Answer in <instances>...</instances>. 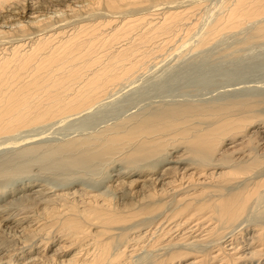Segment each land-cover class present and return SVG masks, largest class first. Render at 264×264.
Wrapping results in <instances>:
<instances>
[{"label":"rangeland","instance_id":"rangeland-1","mask_svg":"<svg viewBox=\"0 0 264 264\" xmlns=\"http://www.w3.org/2000/svg\"><path fill=\"white\" fill-rule=\"evenodd\" d=\"M35 1L37 5H41L44 9H47V11L58 10V12L62 15L61 16L59 14L61 18L64 16L65 19H62L61 22H57L61 23L58 25L65 24V27L63 26V29L66 33L64 34L65 37H62L63 39H67L69 37V34L67 32L70 33V27H77V25L79 26V23L80 26L83 25L84 27H88L85 25H95V27L98 26V31H88L85 33L89 36L82 33L79 35V37L81 35H85V37L87 36L84 40L82 39L84 38V36L80 37L82 41H84L83 45H85L82 48L89 46V43L92 42L91 40L96 37L95 39L98 41L99 47L101 45V47L104 49L102 50L98 47L97 53L93 52L91 54L85 55L83 59H77L73 61V63H71L72 65L76 64L77 66H79L82 71L85 70L84 72L86 74H91L99 66V62H97L98 60L93 63H90L89 61L85 63L83 61L89 60L91 58L95 59L98 52H100L99 55L102 54V57L98 55L101 60L108 59L113 54L117 55L116 52L121 50L123 44L125 45V42L128 39L124 37L123 39L122 37H120L121 35L117 36V39L115 37L116 33L118 31V33H122L120 32V30H130L134 26L135 27L132 29L133 32L131 34L132 36L134 33V39L131 43L132 45L128 44L127 47H129L130 45L131 52L134 51L133 54L136 56H138L139 54L140 56L138 57L141 58L142 56L144 60L140 62L141 64L138 62L136 64L137 67L135 66V69H131L130 72L127 73V75H124L113 84L109 85V87H107L106 91L100 98L87 104L88 107L84 106L83 109H79L78 111L69 112L66 113V115H59V118L58 116H56V118L54 119L35 125L26 126V128H20L18 129L19 131L16 130L9 134H3V136L0 135V162L10 161V165L15 162V167L18 166L17 169H14L15 171H12V176H15V173L21 174L22 171L24 173L28 170L31 163L28 162V160L33 157L28 158L27 155V157L25 156L23 160L20 154H29V151L32 150H36L34 153H32V156L41 157L38 164H40L41 167L46 166L45 170L42 169V172H40L37 168L39 165L34 164L37 165V167L32 165L34 168L30 166V173L33 171L35 174V176H33L32 178H36L37 180H32L30 182L24 181L18 185L8 183L5 184L6 188L3 185H0V213H2L1 218L3 215H6L3 213L4 210H9L7 211V213L9 212L8 214L10 216L7 217L6 220H0V254L2 253L0 256V264H75L73 263L74 261H71L75 259V261H78V263H80L81 259H84L83 256H86L85 252L89 249V246L87 245L88 248H86L87 246H84L83 243L85 242V239L87 237L90 238L91 235L89 234V236H84V239L80 238V236H77L76 232L78 231V229L74 230L75 234L74 232L72 233L71 228L74 226L72 222L78 220L77 222L84 225L89 222H86V220L80 216H76V213L74 214L72 210H67L68 208H64L61 205L63 203H68L75 198L76 200H79L81 198V194L89 190L87 188H92L96 181L100 183V179L105 178L106 176L104 175L107 174V172L109 173V175H112L113 179L108 182L102 183L106 186L99 184V189H94L93 193H96L98 195L100 194L98 199H103V197L104 199H109H106V202L109 203L108 205L112 210L111 212L119 216L120 218H117L115 216L113 218V221H108L106 222V224H104V230H107L108 227L109 231L107 233H103L102 230H100L101 232L98 231L97 233H95L94 231H96V229L98 230L99 228L94 225L86 224L85 226L87 228V233L89 231L90 233H93L91 239L95 236V240L99 241V238L101 237V240H103L104 242L107 241L109 244L108 249L111 251V253L115 252L116 249L121 250L124 246H128L134 243L139 245L134 248L133 252L129 251V248H131L132 246H128L126 250L124 249L123 253H125V255H123L122 260L128 259L127 264H157V262L161 259L165 260H163V264H185V262L192 259L193 256L199 255L202 250H206L208 252V250H210V247L206 249V246L210 243L212 248L211 250L216 249L218 246L216 245V243L218 244V235L222 232L221 230H223V228H221L220 226H223V224H220V226H216V229L218 230L217 233H214L208 239L205 238L207 242L201 240L198 242L199 238H196L198 240L194 243L197 244L196 246H192L193 250H191L192 252L188 255H184L183 257H180L181 259L176 258L172 261L170 259H167V254H169L168 251H170V249L166 247L163 248L162 246L170 243L171 241L173 242L174 240H180V237L183 236V234H180L178 229L176 230L178 234L175 235V233L177 232L173 230L174 228L171 231L167 232L170 234H167L166 228L168 226H172L176 220L182 218L187 213L188 209L185 210L183 214L176 216L174 220L172 219L173 221H170L172 224H162L163 230H161V232L160 229H162V225L159 224L161 227L159 226L158 228L155 225L152 227V225L157 220L160 213H168L171 209L174 208V206H176V204L178 206V202L174 201L176 199L170 197L164 199H161L160 196L146 198L142 195L143 189L140 187L142 181L139 185L137 183L138 180L142 179L143 182L148 183L147 180H150L155 176L161 174L162 168L166 164L173 165L178 170L177 175H179V171L183 172V169L181 168L186 166L187 163L190 164L191 162H194L197 164V161L199 160L201 155H208V152L209 154H212L214 156H207L208 159L209 157H211L213 161L222 162V165L223 163L227 162L226 166L221 168L222 170L229 169V166L232 164L229 163L227 159H229L230 157L235 158L236 156H242V154H239L241 150L245 151V153L248 152L249 154H251L252 157L249 159V161H261L263 159V162L261 166H257V169L248 173V175L244 177H242L241 175H237L231 180H219L218 182L214 180L213 182H211L212 186H209L208 191H205L202 194L198 195L199 198L197 197L195 198V200H200L202 198H211L213 193L215 194V192V195H217L218 192V194L232 192L234 191V189H236V186L240 185L239 183H241L243 179L246 180L248 176L251 177L252 175H254L253 172L264 171V37L259 36L260 34L257 33L256 29L260 26L259 24L262 25V23H264V12L260 13L258 15L259 17L256 16L252 19L250 18L245 19V21L243 20L244 22L242 21L240 25L232 26L229 28H222L218 31L219 33L217 32L215 34H211V30L209 28L214 27L217 24L219 18H223V16L226 15L228 9L233 5L235 0H130L131 3H127L130 2L129 0H116L117 4L115 5V7L109 6L107 3L108 0H99L101 1L100 4L92 7V9H87V11H80V13L76 14L75 16H66L65 12L69 7L73 6V2L71 3L69 1H66L69 5L65 7L63 3H60L61 0H33L32 2L35 4ZM109 1L112 2L114 0ZM29 4L30 3H28L27 0L20 1L19 6L23 7V10L13 17H17L20 21L25 20L27 15L29 14ZM187 7L189 11L191 7H193L189 15V17L191 18L190 20H181L180 24L177 23V25L175 26L176 30L175 28H173L167 32L161 33L158 28H155L156 25L159 24L158 22H161L163 20L162 17L166 15L167 11L171 12L178 9L180 10V8L187 9ZM141 16L145 17V19L143 17V19L141 18L144 21H141L140 18L139 20H136L137 22L135 20L133 21V18H138ZM150 19L153 22L151 21L149 25H146L145 22L149 21ZM129 22L134 26H131L132 24H130ZM126 23L129 24H127L126 26ZM190 24L192 26H190ZM129 25L131 26V28H126L129 27ZM149 26L151 28L150 30H147L146 28ZM151 29L152 31H154L152 32ZM179 29L181 30L179 31ZM157 31H159L162 35L164 34L166 37L160 35ZM90 34H92L93 37H91ZM72 35L73 34H71L70 36ZM168 38L170 41L173 40L174 42H169ZM94 40L93 42H97L96 40ZM103 41H106L105 43L107 45L105 44L103 46ZM86 43L88 45H86ZM118 44L119 46L117 47ZM154 44L155 46H153ZM110 45L112 46V48L110 47ZM125 48L126 46H124V48L122 49ZM108 49H110V51ZM141 49L143 50V52ZM104 50L107 51L105 52ZM154 52L157 54H155ZM131 54L130 56L133 59L134 55ZM124 58L125 56H123V59ZM125 62L127 61L124 60L123 63ZM67 64L69 65V63ZM27 73H24L23 76L25 77ZM24 77H22V79ZM155 114H157L158 116H162L160 119H165L166 122L172 124L169 129V131L171 132L166 131L164 135L165 138L168 137V139H172H167L165 141L164 137L161 138L163 142L165 141L164 143L162 142V148H159V150L156 152L153 151L155 154L151 150H148L151 153L148 152L149 154H147V151H141L142 149H137L138 145L135 143L138 142L124 137V134L125 132H127L126 130H129L130 126L135 124L138 120H140V118H144L145 115L149 116ZM168 115H170V118L168 117ZM225 117L227 118V120H225ZM169 119L171 122L169 121ZM223 123L230 124L231 126L226 125L222 128L221 124ZM114 129L118 132L113 131ZM113 132L123 136L121 137V139L120 137L116 138V140H114L115 142H112V140L110 142L108 141L106 145L109 149H103L102 147H104V145L102 146V144H105L103 141L107 137H109L110 134L114 135ZM120 132L123 133L120 134ZM167 132H169L168 135ZM200 133H210L209 142L211 143V149H207L206 147H198L197 145H195L196 141H193L197 139V135H201ZM107 134L109 135L107 136ZM103 136L104 140H101L103 139ZM73 139H86L90 141L92 140L91 142H93L95 145L91 146L89 144V150H84L85 153L83 151L82 153L78 151L71 155L70 153L68 154V152H62L63 154H59L58 152H56L55 155L53 153H49L52 150H56V147L60 144L65 143L66 141H72ZM117 139L119 140L117 141ZM121 140H123L124 143ZM124 140L126 141V143ZM101 142L103 143L100 145ZM216 142L217 144H215ZM47 144L49 145V147L47 146ZM109 144L113 148L110 147ZM200 144L205 145L202 142H200ZM151 154L156 156H153L152 158ZM59 155L60 157L57 158ZM61 155L64 157H62ZM14 156H20L22 160H20L19 163H16V161L12 160V158H18ZM164 157H167L166 161H162L164 160ZM177 158H179L181 161ZM159 160L161 162H159ZM45 162L47 165H45ZM156 167L157 170L154 169ZM151 168L157 172H155V174H151L154 171ZM190 171L195 170L185 169L184 172L188 173ZM130 172L133 175H127V173ZM67 173H69L70 176L67 175ZM113 174L116 175L113 176ZM77 175L79 177H77ZM135 177H137L138 179L136 180V185L128 186L129 184L127 183V181L130 179H134ZM147 177L148 179H145ZM70 179H77L79 181L74 182L75 184H73L72 187H63L62 184H64L66 180ZM169 179L170 177L166 180ZM38 183H42L44 186L46 185L47 190L49 189L48 191L50 192L46 190L47 193H44L45 195L43 194V198L38 197L37 199V197H35V199L32 197V194H30V189L39 187L37 186ZM146 183L143 186H146ZM211 183L209 182L208 185H211ZM109 184H112V186L110 187ZM25 185L27 186L25 187ZM205 185H207V183L202 184V186ZM21 186L24 187L20 189L19 187ZM128 187H133V194L130 193L129 195L127 193ZM149 187L150 186H147L145 188ZM199 188L200 187H198L197 189ZM72 189L76 190L74 191ZM10 190H13L14 192H9ZM263 190L264 189H262V191L260 192L259 197L256 196L252 199L253 201L251 200V202L247 205L248 207H246L244 214L241 215V217L232 225L239 223L240 220L243 221V225H249L252 227L254 223V226L256 225V223H263ZM73 191H77L76 196L80 191H82L79 193L80 196L78 194L79 198H77L78 196L76 197L74 195L75 193ZM43 192H45V190H43ZM60 192L65 193L61 194L62 196L59 197L58 200L57 196L60 195H57L56 197L55 195L56 193L60 194ZM71 192H73V194ZM210 192L212 194H210ZM27 193L29 195V199L27 198L28 200L26 201L27 195H23ZM66 193L68 195H66ZM44 196L50 198H52L53 196L54 198L50 199V201H54H52L53 203H55L57 200L59 202L61 198V201H66L67 198L69 201L59 203L60 206L59 204L54 206L55 204H51V202H48L49 204L46 203L47 201ZM35 200H37L39 203L36 202L37 204H34L33 201ZM39 200L44 201L46 204H44V202H40ZM147 203L150 204V207L148 208L150 209L149 211H146V208L144 207V205ZM42 204H44L45 206ZM78 205L80 206L81 203H78ZM1 206H3L4 209ZM78 208L80 210L81 206ZM13 210L14 212L12 213ZM16 215L18 216V218ZM23 215H27L28 217L25 219H20L21 216L24 217ZM68 218H72L73 220L71 219V221ZM19 220L21 221L18 222ZM36 224L40 225L37 226ZM25 226L29 227L26 228ZM24 227L26 230L24 229ZM150 227H152V231L156 228L157 229L155 230V232L153 231L154 233H152L150 230L149 233L145 234L147 236L146 237L142 232H144L146 229L148 231V228ZM248 233L249 232H247L246 236L249 235ZM137 234H140V236L143 237H140L139 240H136V238L131 239ZM74 236H77L79 238V241L78 238H75ZM97 236H99L98 239ZM173 236L175 237L173 238ZM144 237L146 238L144 239ZM188 237L189 235L187 237L185 236L184 238ZM237 238L238 241L242 240V237L240 238L239 235L237 236ZM188 239L189 240L186 242L192 241L193 238L189 237ZM139 242L141 244H139ZM200 242L203 243V245ZM157 245H159L160 247ZM189 247H191V245ZM159 249L161 251H159ZM194 250H197V252L195 251L194 253ZM245 250L248 251L249 249ZM162 252L164 256L166 255V257H163ZM226 252L229 251L225 250V253L223 252L219 256L214 258H209V256H206V259L204 258V263L218 264L219 262H216L215 259H218V257L222 255L227 257ZM192 253L195 255H192ZM213 254H215V252L212 253V255ZM251 262H253V264H259V261H257V257H251ZM233 264H236V261H234Z\"/></svg>","mask_w":264,"mask_h":264},{"label":"bare ground","instance_id":"bare-ground-1","mask_svg":"<svg viewBox=\"0 0 264 264\" xmlns=\"http://www.w3.org/2000/svg\"><path fill=\"white\" fill-rule=\"evenodd\" d=\"M20 1H22V0H20ZM20 1L19 0H0V135H2V136H3V134L12 133V132H14L20 128H23V127L26 128V126L35 125V124H38L41 122H45V121L54 119V118H56V116H58V118H59V115H64V114L66 115V113L78 111L79 109H83L84 106L88 107L87 104H89V103L97 100L98 98H100L104 94V92L106 91L107 87H109V85L113 84L115 81H117L118 79H120L124 75H127V73L130 72L131 69H135L134 67L136 66V64L138 62L140 63V62H142V60H144L142 56H141L142 59L140 57H138V56H140L139 54H138V56H136L133 54L134 51L131 52V48H130L131 46L130 45H129V47H127L128 44H131L133 39H134L133 38L134 33L132 36H131V34L133 32L132 29L135 27L132 23L129 22L130 24H132L131 26H134L133 28H131V26L129 25V27H126V28H128V29L131 28L130 30H127V31L126 30L125 31L120 30V32H122V33H118L119 32L118 31L115 35L116 38H117V36L121 35L120 37H122V38L124 37V38L128 39V40H126L125 45L123 44V47L121 46L122 48H124V46H126V48L125 49L121 48V50L116 52L117 55L113 54L109 58L107 57L108 59H105V60H101V58L98 57L100 52H98L97 57L95 59L91 58L89 60H84L83 62H85V63L87 61H89L90 63H93L96 60H98L97 62H99V66L91 74L88 75L84 72L85 70L82 71L79 66H77L76 64L72 65L71 63H73V61H75L77 59H83L85 55L91 54L93 52L97 53L99 45H98V41L95 39L96 37L93 38V40L95 39L97 42H93V40H91L92 42L90 41L91 43H89V46H86L84 48H82L83 46H85V45H83L84 41H82V39L84 40L87 36H89L85 32H88V31L91 32L94 30L98 31V28H97L98 26L95 27V25L94 26L93 25H85L88 27H84L83 25L80 26V23H79V26L77 25V27H73V26L70 27V29H69V30H71L70 33L67 32L69 34L68 35L69 37L68 38L66 37L67 39H63L62 37L66 33L65 30L63 29V26L65 24L64 25H58L61 23H57V22H61L62 19H65V18H64V16L61 18L62 15L58 12V10L47 11V9H44L41 5H37L36 1L34 4L32 2L33 0H29V1L27 0V2L30 3L29 7H28L29 14L27 15V17L25 16L26 17L25 20L20 21L17 17L16 18L13 17L14 15H17V13H20V11L23 10V7L19 6ZM66 1L74 3L72 7H69L65 11L66 16L67 15L75 16L76 14L80 13V11H84V10L87 11V9L88 10L92 9V7L97 6V4H100V2H101L99 0H61L60 3H63L66 7L69 5ZM65 2H66V4H65ZM107 3L109 6L115 7V5L117 4V1L114 0L111 2L108 0ZM127 3H131V1L127 2ZM192 8L193 7H191V9ZM191 9L189 11L188 7H187V9H184V8L181 9L180 8V10L178 9V10H174L171 12L167 11L166 15H164L162 17L163 20L161 19L162 21L160 20L161 22H158L159 24L156 25L155 28L156 29L158 28L161 33L167 32V31L175 28L177 23L180 24L181 20H183V21H184V19L190 20L191 17H189V15L191 13ZM155 10H157V9H155ZM263 12H264V0H235L233 5L228 9L226 15L223 16V18L222 17L219 18V20L217 19L218 20L217 24L214 27L209 28L211 30L210 32H211V34H215L219 30H221L222 28H226V27L229 28L232 26L240 25L243 20L245 21V19H250V18L252 19L253 17L255 18L256 16H258L260 13H263ZM150 15H152V14H150ZM142 17L143 16L138 17V18L135 17V18H133V21L139 20V18L141 21H144L142 19L143 18L145 19V17H143V18ZM151 21L152 20L150 19L149 21L145 22L146 25H149L151 23ZM96 22H99V21H96ZM129 23H126V26ZM185 23H187V22H185ZM135 25H137V24H135ZM259 25L260 26L256 28L257 33L260 34L259 36L264 37V23H262V25L261 24H259ZM106 26H107V24H106ZM150 26L147 27L146 29L150 30V28H151ZM190 26H192V25L190 24ZM102 28H104V27H102ZM155 28H152V29H155ZM152 29H151V31H152ZM101 30H103V29H101ZM175 30H176V28H175ZM180 30L181 29H179V31ZM159 31H157V32H159ZM94 32H92V33H94ZM160 32H159V34L162 35ZM82 33L86 34L87 36L85 37V35H81L80 37L84 36V38L81 39L79 37V35ZM141 33H143V32H141ZM71 34H73V35L70 36ZM90 35H91V37H93L92 34H90ZM146 35H148V34H146ZM155 35H156V33H155ZM162 36H165V35L163 34ZM211 36H213V35H211ZM115 37H114V39H115ZM97 39H98V37H97ZM137 39H140V38H137ZM165 39H167V38H165ZM168 40H169V38H168ZM115 41H116V39H115ZM171 41H173V40H171ZM171 41L169 40V42H171ZM105 42L106 41L102 42L103 46L106 44ZM147 42H149V41H147ZM86 45H88V44L86 43ZM189 45H191V44H189ZM118 46H119V44L117 45V47ZM153 46H155V44ZM110 47L112 48L111 45H110ZM99 48H101L102 50L104 49L101 47V45ZM128 49H129V51H128ZM149 49H150V47H149ZM108 50L110 51V49H108ZM139 50H140V48H139ZM139 50H138V52H139ZM126 52H127V55H126ZM142 52H143V50H142ZM130 54L134 55L133 59L130 56ZM155 54H157V53H155ZM101 55H99V56H101ZM123 56H125L124 59H123ZM124 60L127 62L123 63ZM67 63H69L70 66ZM24 73H27V75L25 77L23 76ZM22 77H24V78L22 79ZM11 84H12V86H11ZM92 104H94V103H92ZM226 108H224V109H226ZM133 117H134V115H133ZM161 117L162 116H160V115L158 116L157 114H155V115H149V116L145 115V117L142 119L140 118V120L137 119L138 121L136 123L134 121L135 124L130 126L129 130H126L127 132H125L124 137H126L128 139L135 140L136 142H138V143H135L138 145L137 149H139V150L142 149L141 151H143V150L147 151V154L151 153L148 150H151L152 152L158 151L159 148H162L163 143L168 139V137L165 138L164 135H165L166 131H169L170 126L172 125V124L166 122L165 119H160ZM168 117L170 118V115H168ZM172 117H173V115H172ZM225 120H227V118ZM169 121H170V119H169ZM221 121H222V119H221ZM211 122H214V121H211ZM237 122H238V120H237ZM203 124H204V122H203ZM221 125H222V128H223V126H226V125L231 126L230 124H227V123H223ZM221 125H220V127H221ZM206 130H207V128H206ZM113 131H116V130L114 129ZM121 131H123V130H121ZM116 132H118V131H116ZM169 132H171V131H169ZM169 132H167V135ZM122 133L120 132V134H122ZM109 134H107V136ZM209 135H210V133L197 135L196 136L197 139H195L193 142L196 141L195 145H197L198 147H206L207 149H211V143L209 142L210 141ZM122 136L118 135L117 133H114V135L110 134L109 137H107L105 140H104V136H103V139H101V140H104L103 142L105 144H102L103 142H101L100 145L101 144H102V146L104 145V147H102V148L105 150H108L109 148L106 145L108 143V141L110 142L112 140V142H113L114 140H116V138L120 137V139H121ZM163 137L165 138L164 142H163V140H161V138H163ZM187 137H188V135H187ZM194 138H195V136H194ZM171 139L172 138H170L168 140H171ZM118 140L119 139H117V141ZM185 140H187V139H185ZM91 141L86 140V139H81V140L73 139L72 141H69V142L66 141L65 143L60 144L59 146L56 147V150H52L49 153H53L54 155L56 152H58L59 154H63L62 152H66V153L68 152V154L70 153V155L75 153V152H78V151H80L82 153V151L84 152V150H87V151L89 150V148H88L89 144L91 146L95 145ZM121 141L123 142V140H121ZM200 142L204 143L205 145H201ZM117 143H115V144H117ZM125 143H126V141H125ZM215 144H217V142ZM47 146L49 147L48 144H47ZM110 147H112V146L110 145ZM120 147H122V146H120ZM133 150H135V149H133ZM192 150H194V149H192ZM35 151L36 150L29 151V154L28 153L20 154V156L23 158V160H24L25 156L27 157V155H28V158H30V157H33V158H30L28 160V162H31L28 170L24 173L22 171L21 174H17L14 172L15 176H12V171L14 169H17L18 166L15 167L16 164L14 161H16V163H19V161L22 160V158L20 156H14L18 159L12 158V160H14L13 161L14 163L11 165H10V161H6V162L1 161L0 162V185H3L5 187V184H8V183H12L13 185L14 184L18 185L24 181L30 182L32 180H37L36 178L35 179L32 178L33 176H35V174L33 171H32L33 173L31 172L32 174L30 173V171H31L30 166L33 165V166L37 167V165H39L37 168L40 172H42V169L45 170L46 166H43L44 167L43 168V167H41L40 164H38L41 157L32 156V153H34ZM97 151H99V150H97ZM206 151H209V150H206ZM238 151H237V153H238ZM21 152H19V153H21ZM25 152H27V151H25ZM239 154H242V156H236L235 158L230 157L229 159H227L229 161V163H232L231 164L232 166L229 164L230 166H229V169H227V170L221 169V168L226 166L227 160L223 161L226 163H223V165H222V162H220V161L219 162L213 161L211 157H214V156L212 154H209V152H208V155H204V154H203V156L201 155V157L197 161L198 162L197 164L194 162L193 163L191 162L192 165H191V163L190 164L187 163L186 164L187 167L184 166L185 165L184 164L183 165L184 167L181 168V169H183V172L179 171L180 172L179 175H177L178 170L173 165L166 164L162 168L161 174L158 176H155V177L153 176L154 178H152V179L149 178L150 180H147L148 183L143 182V179L138 180L137 177L127 181V183L129 184L128 186L136 185L135 184V183H137L136 180H138V183H137L138 185L142 181L140 187L143 189L142 195L146 198H152V197L160 196L161 199H164V198L170 197V198L176 199L174 201L178 202V206L176 204V206H174V208L171 209L168 213L167 212L160 213L158 218L156 216L157 220L156 221L154 220L155 222L152 225V227L155 225L158 228L160 225H162L164 223L170 224L171 223L170 221L172 219L174 220V218L176 216L183 214V212L188 209L187 213L182 218L176 220L172 226H170V227L168 226L166 228L167 231L165 230L167 233L168 231H171L173 228H174L173 229L174 231L179 229V233L183 234V236L180 237V240H174L173 242L169 241L170 243L162 246L163 248L166 247V248L170 249V251H168L169 254H167V259H170L172 261L176 258H180V257H183L184 255H188L189 253L192 252L191 250H193L192 246H194V245L196 246V244H197V243H194L198 240L196 238H199L198 242L200 240L206 241L205 238L208 239V238H210L211 235H213L214 233H217L218 230L216 229V226H218V225L220 226V224H223V226H220L221 228H223V230H221L222 232L218 235V239H217L218 244L216 243V245H218L217 248L214 250H211L212 248H211V243H210L206 246V249L210 247L209 248L210 250H208V252L206 250H202L199 255H195L192 253V255H195V256H193L192 259L186 261L185 264H210V263H204V258L206 259V256L207 257L209 256V258H214V257L219 256L223 252L225 253V250L229 251V252H226L227 257L222 255V256L218 257V259H215L216 262H219L218 264H233L234 261H236V264H248V263L253 264V262H251V257L252 258L257 257V261H259V264H264V224H263L264 221H262L263 223H256L255 226H254V224H255L254 223L253 227L249 226V225H243L242 220H240L239 223L232 225L241 217V215L244 214L245 209H246V207H248L247 205L251 202V200L253 198H255L256 196L257 197L260 196V192L262 191V189H264V171H258V172L256 171L257 173L253 172L254 175H252L251 177L248 176L246 180L243 179V181L241 183H239L240 185L236 186V189H234V191H232V192H228L225 194H223V193L218 194L219 193L218 192L217 195H215L216 192L214 191L215 194L213 193L211 198H207V199L202 198L200 200H198V199L195 200V198H197L198 195L202 194L205 191H208L209 186L210 187L212 186L211 182H213L214 180H216L217 182L219 180L220 181L231 180L232 178H235L237 175H239V176L241 175L242 177H244V176L248 175V173L257 169V166L262 165L263 159L261 161L260 160L249 161V159L252 157L251 154H249L248 152L245 153V151H243V150H241L239 152ZM210 155H211V157H209V159H208L207 156H210ZM153 156H156V155H152V158H153ZM59 157H60V155L57 158H59ZM62 157H64V156H62ZM169 157H170V155H169ZM258 157H259V154H258ZM163 159L164 160H162V161H166L167 157H164ZM177 159H179V158H177ZM177 159H175V160H177ZM44 160H46V159H44ZM159 162H161V161L159 160ZM34 164H37V165H34ZM45 165H47L46 162H45ZM157 166H159V165H157ZM53 169H55V168H53ZM154 169L157 170V167ZM154 169H152V170H154ZM185 169L186 170L194 169L195 171H190L188 173H185L184 172ZM71 170H72V168H71ZM152 170H150V171H152ZM155 170L151 174H155V172H157ZM140 171H143V170H140ZM73 172H71V173H73ZM131 172L127 173V175L128 174H129V176L133 175ZM2 173H4L5 175ZM175 173H176V175H175ZM67 175H69V173H67ZM78 175H77V177L80 176V175L79 176ZM115 175L116 174H113V176H115ZM193 175H195L196 177ZM65 176H66V174H65ZM65 176H63V177H65ZM104 176H106V177L103 179L101 178L100 183L96 181V183H94V186L92 188H87L89 190H87L86 192H83L81 194V198L79 200L78 199L76 200V198H75L74 200H72L68 203H63L65 205H63V204L61 205L64 208H68L67 210H72L74 214L76 213V216H80V217L84 218L86 220V222H89L86 224L94 225L97 228H99L98 230L96 229V231H94L95 233H97L98 231L101 232L100 230H102L103 233H105V232L107 233L109 230H108V227H107V230H104V228H105L104 224H106V222H108V221L109 222L113 221V218L115 216L117 218H120L119 216H117L111 212L112 210L108 205L109 203L106 202L109 199L106 198L107 199L106 200L103 197V199L100 198L101 199L100 200V199H98L100 194L98 195L96 193H93L94 189L95 190L99 189V187H100L99 184L103 185L102 184L103 182H108L111 179H113L112 175L111 174L109 175L108 172ZM137 176H139V175H137ZM185 176H187V177H185ZM52 177H53V175H52ZM71 177H73V176H71ZM108 177H111V178H108ZM148 177L145 179H148ZM151 177H152V175H151ZM169 177H170V179L166 180ZM64 179H66V178H64ZM239 179H240V177H239ZM76 181H79V180H77V179L76 180H74V179L66 180V182L64 184H62V186L63 187H72L73 184H75L74 182H76ZM239 181H241V180H239ZM209 182L211 183V185H208ZM233 182H234V180H233ZM145 183H146V186H143ZM206 183H207V185L202 186V184H206ZM219 183H221V182H219ZM86 185H87V182H86ZM26 186L27 185H25V187ZM37 186H39V187H37V188L34 187V188L30 189V194H32L33 198H35V197H37V199H38V197L43 198V194L47 193L46 192L47 187H46V185L44 186L42 183H38ZM103 186H106V185H103ZM109 186L111 187L112 184H109ZM147 186H150V187L145 188ZM10 187H13V186H10ZM23 187L24 186H21L19 188L22 189ZM107 187H108V185H107ZM198 187H200V188L197 189ZM43 190H45V192H43ZM72 190L75 191L76 189H72ZM11 191H13V190H10L9 192H11ZM196 191H197V193H196ZM48 192H50V191H48ZM73 192H71V193L73 194ZM76 192H74L75 196H76ZM80 192H82V191H80ZM57 193H56L55 197L57 195H60V196H57L58 200H59V197L62 196L61 194L65 193V192H63V193L60 192V194H57ZM127 193L129 195H130V193L133 194L134 193L133 187H128ZM72 194H70V195H72ZM78 194H77V196H78ZM210 194H212V193L210 192ZM26 195H27V197H26V201H27L29 199L28 193L23 195V196H26ZM66 195H68V194L66 193ZM204 195H206V194H204ZM79 196H80V194H79ZM79 196L77 198H79ZM44 198H46V201H47L46 203L51 202V204H55L54 206L65 201V200L61 201V199H62L61 198L59 202L57 200L55 203H53L54 202L53 200H52L53 202L50 201V199L54 198L53 196H52V198L44 196ZM43 200H45V199H43ZM54 200H56V199H54ZM66 201H69L68 198ZM36 202L39 203L37 200L33 201L34 204ZM40 202H44V201L41 200ZM46 203L44 202V204H46ZM78 203L79 204L81 203L80 206L82 209L80 208V210L78 208V207H80L78 205ZM44 204H42V205H44ZM39 205H41V204H39ZM59 206H60V204H59ZM1 207L3 208V206H1ZM144 207L146 208V211L150 210V209H148L150 207V204L147 203L144 205ZM7 211H9V210H7ZM7 211L4 210L3 213L6 215H3L4 217L2 216V218H1L2 213H0V220H6L7 217H10L8 214L9 212L7 213ZM13 212H14V210L12 211V213ZM13 216H15V215H13ZM23 216L24 217L21 216L20 219H25L28 217L27 215L26 216L23 215ZM17 218H18V216H17ZM68 219L71 220L72 218L71 219L68 218ZM20 221L21 220H19L18 222H20ZM77 221L72 222L74 224V226L72 224V226H73L71 228L72 231L70 230L72 233L74 232V234H75L74 230L78 229V231L76 233H77V236H80V238L85 239V237L89 236V234L91 236H93L92 232L90 233V231H89L87 233V228L85 226L86 224L84 225V224H81ZM82 221H83V219H82ZM37 222H39V221H37ZM31 223H33V222H31ZM39 225L40 224H38L37 226H39ZM108 225H109V223H108ZM16 226H17V224H16ZM25 227H24V229H25ZM27 227H29V226H27ZM30 227H31V225H30ZM152 227L148 228L149 229L148 231L146 229L144 232H142V231L141 232L144 233L143 235H145V234L150 232ZM41 228H39V229H41ZM155 230H153V231L155 232ZM161 230H163V225H162V229H160V231ZM153 231L151 230L152 233H154ZM195 232H197L198 234ZM247 232H249L248 236H246ZM171 233H173V232H171ZM167 234H170V233H167ZM176 234H178V232L175 233V235ZM188 235L190 238L192 237L194 240L192 239V241L186 242L189 240L188 239L189 237L188 238H184V237L185 236L187 237ZM238 235L240 238L242 237V240H240V241L237 240ZM77 236H74V237L78 238ZM91 236H90V238L87 237L86 238L87 240L85 239V242L83 243L84 246L85 245L89 246L88 251L85 252L86 256H83L84 259L82 258L80 263H78V261H75L76 259L74 258L75 260H71L72 262L74 261L73 263H75V264H127L128 259L122 260L123 255H125V253H123L124 249L126 250V248L128 246H132L131 248H129L130 249L129 251L133 252L134 248L139 246L136 243H134V244H131L128 246H124L123 249H121V250L116 249L115 252L111 253V251L108 249L109 244L107 241L104 242L103 240H101V237L99 238V241L95 240V236L92 237V239H91ZM98 237L99 236H97V239H98ZM103 237H104V235H103ZM140 237H143V236H140V234H137L134 237H132L131 239L136 238V240L137 239L139 240ZM146 237H144V239ZM174 237L175 236H173V238ZM78 241H79V238H78ZM81 241H82V239H81ZM206 242H204V243H206ZM139 244H141V243L139 242ZM201 244L203 245V243H201ZM213 244H215V243H213ZM159 245H157V246H159ZM190 245H191V247H189ZM88 246L86 248H88ZM185 248H187V249H185ZM160 249H159V251L163 250V249H161V250ZM245 249H249V250L246 251ZM108 250L110 251V253ZM195 251L197 252V250H194V253H195ZM214 252H215V254L212 255V253H214ZM1 254H0V256H1ZM162 254H163V252H162ZM163 257H166V255L164 256V254H163ZM85 258H87V259H85ZM29 259H28V261H29ZM222 259H224L225 261ZM163 260L162 259L159 260L157 262V264H163V262L165 261V260L164 261ZM71 261H70V263H71ZM46 264H48V263H46Z\"/></svg>","mask_w":264,"mask_h":264}]
</instances>
